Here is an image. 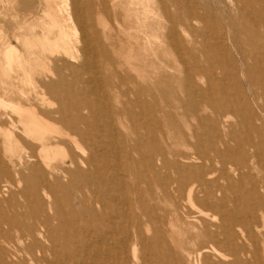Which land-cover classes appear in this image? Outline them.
Instances as JSON below:
<instances>
[{"label": "bare ground", "instance_id": "1", "mask_svg": "<svg viewBox=\"0 0 264 264\" xmlns=\"http://www.w3.org/2000/svg\"><path fill=\"white\" fill-rule=\"evenodd\" d=\"M70 1H64L63 10L68 12L64 18L48 5L50 23L44 37L36 43L26 40L41 47L42 54L58 56L54 68H44L33 92H21L19 104L0 96V108L13 107L20 118H9L10 127L2 129L4 156L0 154V164L8 184H0V264H166L167 260L184 264L187 259L193 264H221L229 259L221 249L231 251L238 263L242 254L251 253L248 246L252 238L247 231L236 230L240 220L224 210L227 191L237 184L234 176L239 171L234 168L229 174L222 168L232 152L227 142L235 140L234 130L229 128L222 138L211 137L207 146L196 130L190 141L176 120L191 108L199 125L206 120L212 126L208 114L198 112L210 109L209 94L216 77L197 60L217 61L225 69L229 55L222 46H209V21L198 16L205 29L181 36L178 22L185 28L191 24V15L180 0H133L147 15L145 22L137 23L145 24L140 31H145L144 38H148L149 51L155 57L161 55L156 43L162 29L158 19L163 17L171 24L162 37L173 55L172 64H168L172 75L150 74L142 81L140 75L136 79L121 71L113 54H120L117 36L127 29L125 12L119 9L126 0ZM234 1L240 6V16L264 24V0ZM174 12L185 19L177 22ZM240 21L242 25L246 22ZM258 50L263 58L255 64H264V46ZM4 57L10 65L15 62L23 80L32 77V61L23 57L17 46L9 45ZM122 57L123 63L129 59ZM243 60L246 63L244 55ZM91 67L96 71L83 85L84 90L65 88L66 72L82 83ZM145 67L160 72L151 60ZM248 80L253 87L255 81ZM96 83L99 98L87 90L94 89ZM167 83L169 88L164 87ZM180 89H186L189 103L179 95ZM260 89L264 90V85ZM107 90L116 92V105L105 95ZM49 97L57 105L49 102ZM54 121L57 127L52 126ZM178 130L184 141L174 145L172 135L175 138ZM60 147L66 152L58 162ZM197 162L200 165L192 166ZM217 165H221V179L227 180V187L212 177ZM17 183L23 201L15 198L9 213L6 197ZM154 183L160 186L158 197ZM195 187L202 190V198L195 196ZM258 195L263 201L264 196ZM155 198L170 207L152 203ZM183 225L195 236L190 237L192 246L184 250L187 257L180 259L173 252V235L168 231L173 226L180 230ZM14 229L21 231L18 248L12 240ZM22 252L29 260L19 256ZM216 258L223 262H213Z\"/></svg>", "mask_w": 264, "mask_h": 264}, {"label": "rangeland", "instance_id": "2", "mask_svg": "<svg viewBox=\"0 0 264 264\" xmlns=\"http://www.w3.org/2000/svg\"><path fill=\"white\" fill-rule=\"evenodd\" d=\"M64 1L65 0H0V96L5 97L6 95V99L10 97L15 104H19L18 102L22 99L21 92H33L34 87L32 86H35L37 81L42 78V75L45 73L43 71H46L44 68L49 70L54 68L55 62L59 57L52 54L53 57L48 52L42 54V48L37 46L34 47L31 43H36V39L43 38L45 26H49L50 20L46 15L48 5L61 13V17H66L68 12H65L66 8L64 7ZM255 1L259 2V0ZM179 2L182 6H185V11L191 15V24L183 28L178 20L180 18L185 19V16L176 14L175 12L173 13L178 22L179 34H182L181 36L185 34L186 36H191L195 34L197 29H205L204 23L196 18L198 16L206 18V20L209 21L207 25V31L210 36L209 46H222L224 51L229 55V62L225 65L226 67L224 69L217 61L209 62L201 58L197 60L201 67L212 70L214 77H216L213 81L214 83L211 85L212 88L209 94L211 97L210 109H202V111L198 112L202 116L208 114L212 126L210 127L209 122L206 120H202V124L199 125V120L194 116V113L191 112V108H188L185 113L177 115L176 120L180 123L181 128L184 129L190 141L193 142L194 137H192L191 133L193 130H196L203 135V143L207 146H209L208 140H210L211 137L218 135L219 138H222L223 133L229 128L234 130L235 140L227 142L230 144L232 152L227 154V161L225 160L222 163V168L229 174L233 173L234 168H237L239 171L237 173L238 175L234 176V181L237 184L230 189L228 188L224 210L232 212L240 220L239 225L235 226V229H240L241 231L238 230L240 232L247 231L252 238V242L249 243L248 246L251 253L248 255L242 254V256H240L241 259L238 260L236 264H264V200L261 201L258 195L264 196V90L260 89V87L262 88L264 85V64H255V60H261L263 58L261 54H259L258 48L264 46V24L262 23L263 21L259 19L256 20L254 18L253 22H249V20L240 16V6L234 0H180ZM69 3H71L70 0ZM25 4H28L27 8L23 9V5ZM119 9L122 13L125 12L124 14L127 18V29L124 35L120 34L117 36L121 45L120 54L113 52L116 60L121 63V68L119 69L128 74L132 73L135 75L136 79H138L140 75L142 78H139L142 81H144L143 78L145 77L149 78L150 74H161L162 76L163 73H167L168 75H172V70L168 67V64H172L173 55L168 49L170 48L169 42L162 37L164 33L169 30L171 24L165 22L163 17L158 19L162 29L161 38L156 40V43L159 44L161 55L160 57H155L154 53L149 51L147 43L148 38H144L145 31H140L141 28H144L145 24L139 25L137 23H140V21L141 23L143 21L145 22V18L147 17V15L139 11L140 9L142 10V7L133 0H126L124 6ZM240 19L246 21L244 25H242ZM256 25H258V30ZM100 27L102 28V25H100ZM220 29H222V35ZM103 30L107 31V28L103 26ZM27 39L31 41L30 44H27ZM11 44L17 46L18 49L22 51L23 57L27 60L31 59V66L33 69L32 73H30L32 76L30 79L27 80L24 78L23 80V75L21 76V73L16 71L15 62L10 65L9 60L4 57L6 48ZM121 54L129 56L126 63L121 62L123 61ZM243 55L246 63L243 60ZM43 58H46L45 62ZM59 60H64V58H60ZM148 60H151L153 64L159 68V73H156V69L152 68V71H150L149 68L145 67ZM192 63L194 62L192 61ZM95 71L96 68H89L81 78L82 83L75 79L72 73L69 71L66 72L67 84L64 85L65 88L70 87L71 89L84 90L83 85L92 78L93 72ZM53 77L55 78L56 76L54 75ZM249 78L253 82L255 81L253 87L250 85ZM31 79L34 82H30ZM217 81L221 82V84ZM170 82L175 84L174 81L170 80ZM139 85L142 84L139 82ZM98 86L99 85L96 83L94 89L87 88L91 96H98L97 98H99L100 89ZM164 87L169 88V84H164ZM89 90H91V92ZM179 91L181 98L189 103L186 89H180ZM106 94L107 98L116 105V92L107 90L105 95ZM49 102L57 105V102L51 97H49ZM0 114L3 116L0 117V154L4 156L2 146L4 136L2 134V129L10 127L9 118L17 121H19L20 118L19 111L13 107H7L6 109L0 108ZM215 122L219 124L214 126ZM51 124L53 127L56 126L55 121ZM178 131L175 138L174 135H172L173 139L171 143L174 145H180L182 141H184L183 135L180 130ZM218 146L224 149L222 143L218 142ZM187 149L191 152L188 147ZM65 152L63 148H58V156L56 157L58 162L62 160ZM194 163L192 166L200 165L198 162L197 164ZM2 167L3 165L0 164V184L2 186H7L8 180H6ZM215 169L216 173L212 176L213 179L217 180L220 186L227 187V180L221 179L219 171L221 170V165L215 166ZM194 173L192 172L190 175H194ZM199 173L198 171V174ZM171 174H173V171H171ZM16 185L17 186L13 187L6 197V199L9 200L6 211L9 213L13 210L11 204L13 201H16L15 198L17 202L21 203L23 201L22 197L18 194L21 185L18 183ZM152 187H154V193L158 197L160 194L159 184L154 183ZM194 190L196 197H203L202 190H200L199 187H195ZM152 203L156 205L165 204L170 207L167 203L163 204L158 201L157 198L152 200ZM203 208L206 209L205 207ZM191 212L194 213L193 210ZM216 215L219 219L220 213L216 212ZM180 227V230H178L179 227L177 226L170 227L168 233H170V236L173 235L174 237H172L171 240L172 247L174 248L173 252L177 258L181 259L187 257V253L184 250L192 246L190 237L195 235L194 232L185 227V225ZM20 232L19 229L13 230L12 240L14 241L13 244L16 245L14 246L15 248H18L19 241L17 236ZM119 236L117 238H119ZM101 245L104 247L105 242H101ZM221 251L229 256L228 261H221L223 262L221 263L220 260L216 258L212 259L213 262L235 264L236 260L232 256L231 251L224 249H221ZM130 255L131 257L133 256L132 253H130ZM19 256L26 260L30 258L25 252L20 253ZM171 262L172 261L167 260L165 263L172 264ZM184 264H193V262L187 259V262Z\"/></svg>", "mask_w": 264, "mask_h": 264}]
</instances>
